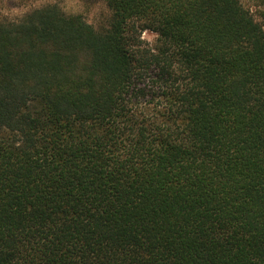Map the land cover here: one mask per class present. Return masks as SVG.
<instances>
[{
  "label": "trees",
  "instance_id": "1",
  "mask_svg": "<svg viewBox=\"0 0 264 264\" xmlns=\"http://www.w3.org/2000/svg\"><path fill=\"white\" fill-rule=\"evenodd\" d=\"M94 1L0 0V264H264V0Z\"/></svg>",
  "mask_w": 264,
  "mask_h": 264
},
{
  "label": "rangeland",
  "instance_id": "2",
  "mask_svg": "<svg viewBox=\"0 0 264 264\" xmlns=\"http://www.w3.org/2000/svg\"><path fill=\"white\" fill-rule=\"evenodd\" d=\"M37 1L42 0H12L11 8L12 12H19L23 10V8L27 7L28 5H31ZM245 5L251 8V10L254 12L255 15H258L259 9L262 7L261 0H243ZM67 6L69 8H74L76 10H83L87 14H90V17H94L96 15V12L98 10L97 3L94 4V0H65ZM143 36L149 40L153 41V39L156 37L155 32L151 30H146L143 33Z\"/></svg>",
  "mask_w": 264,
  "mask_h": 264
}]
</instances>
